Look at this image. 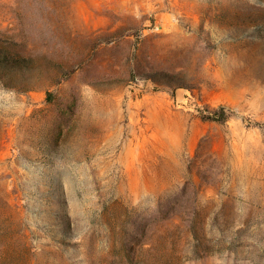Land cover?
I'll return each instance as SVG.
<instances>
[{
	"label": "rangeland",
	"instance_id": "374dc122",
	"mask_svg": "<svg viewBox=\"0 0 264 264\" xmlns=\"http://www.w3.org/2000/svg\"><path fill=\"white\" fill-rule=\"evenodd\" d=\"M0 57V264H264V0H0Z\"/></svg>",
	"mask_w": 264,
	"mask_h": 264
},
{
	"label": "trees",
	"instance_id": "16d2710c",
	"mask_svg": "<svg viewBox=\"0 0 264 264\" xmlns=\"http://www.w3.org/2000/svg\"><path fill=\"white\" fill-rule=\"evenodd\" d=\"M1 58V57H0ZM6 62H8V59H6ZM219 113V119H224L225 118V111L224 110H221V111H219L218 112ZM220 117H222V118H220ZM214 118V117H213ZM218 119V118H217Z\"/></svg>",
	"mask_w": 264,
	"mask_h": 264
}]
</instances>
